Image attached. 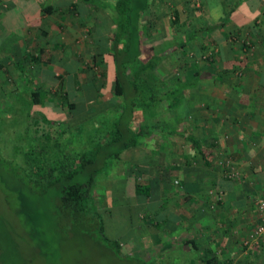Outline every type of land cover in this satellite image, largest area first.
Wrapping results in <instances>:
<instances>
[{"label": "crops", "instance_id": "1", "mask_svg": "<svg viewBox=\"0 0 264 264\" xmlns=\"http://www.w3.org/2000/svg\"><path fill=\"white\" fill-rule=\"evenodd\" d=\"M32 2L41 0H0V22L21 23L18 35L44 24L49 12L26 24L23 10ZM191 2L146 0L140 48L170 39L161 61L174 55L191 67L183 66L181 77L169 75L161 61L155 67L160 89H176L181 98L172 93L157 101L161 110L145 115L139 143L112 161L98 179L108 189L98 193L111 205L140 207L129 239L138 237L141 246L131 249L157 245V264H264V243L244 242L258 221L254 198L264 196V0ZM56 5L51 14L65 15L66 4ZM167 25L172 30L161 37ZM190 48L206 53L205 60L190 59ZM111 86L107 80L99 87V100L112 96ZM136 111L135 129L144 118ZM230 165L239 176L226 175ZM137 181L148 194L137 192Z\"/></svg>", "mask_w": 264, "mask_h": 264}, {"label": "trees", "instance_id": "2", "mask_svg": "<svg viewBox=\"0 0 264 264\" xmlns=\"http://www.w3.org/2000/svg\"><path fill=\"white\" fill-rule=\"evenodd\" d=\"M109 1L41 0L40 3L32 2L30 6L24 4V18L29 20L26 24L38 23L44 13L53 12L56 3L66 4V11L77 18L84 19L86 15H90L94 20L100 19L101 26L92 25L89 29L93 44V48L89 49L92 52L91 68L94 74L79 77L82 66H79L78 59L69 55H61L60 72L49 67L43 69L40 74H35V64L50 63L53 60V46L43 43L34 51L27 48L24 54L14 61V67L19 70L18 76L23 82L22 87L20 90L8 91L9 102L4 105L5 109L0 114V134L7 124L6 119L16 113L28 119L27 125L23 127V135L29 137L27 149L14 151L16 153L13 154L5 153L0 146V161H3L14 175L20 170L24 177L33 181L34 186L39 189L43 190L47 185H51L52 194L57 198L61 211L75 220L83 218L98 225L103 236L107 235L103 232L106 228L105 215L112 214L114 205L108 203L103 193L95 190L99 177L106 174L108 166L121 156L125 148L139 143V135L144 126L148 125L145 115L150 117L161 110L157 105L159 99L172 93L176 95L173 96L176 102L181 98L176 89L161 90L163 80L154 73L155 67L163 58L159 52L170 47L173 41L165 39L157 45L140 48L139 16L146 7V0H114L113 7ZM6 8L10 11L11 6ZM1 21L0 42L10 33H21V23L17 25L4 19ZM180 44L183 46L185 40ZM54 45L61 48L64 43ZM107 80L112 82V96L101 101L98 99L101 97L99 87L104 86ZM118 96L121 101L115 99ZM58 98V105L45 107L47 113L40 108L35 109L39 117L48 123L56 120V113L64 112L60 115L61 119L56 120L60 123L59 129H56L54 134L46 133L45 139L40 140L38 145L41 146V151L36 150L38 137L31 134L30 126L33 108L43 102L49 105ZM96 99L98 100L94 101ZM176 102L173 104L171 101L170 105H173L169 108H176ZM138 108L144 118L135 129L131 119ZM65 114L66 118L63 119ZM38 115L34 116V122ZM97 126L101 127L100 131H97ZM67 129H73L70 131L77 138L74 143L78 145L70 152H65L56 138L57 133ZM9 132L10 130H7L3 137ZM3 141L2 143L5 142ZM17 147L21 148L18 145ZM39 161L44 164H38ZM135 186L137 192L148 194L147 188L140 182L137 181ZM127 207L133 210L129 214V227H132L140 207ZM127 237L130 238L131 234ZM120 239L117 235L108 240V246L117 256L134 258L141 264H157V245L151 244L137 251H126L121 246ZM188 240L190 239H184Z\"/></svg>", "mask_w": 264, "mask_h": 264}, {"label": "rangeland", "instance_id": "3", "mask_svg": "<svg viewBox=\"0 0 264 264\" xmlns=\"http://www.w3.org/2000/svg\"><path fill=\"white\" fill-rule=\"evenodd\" d=\"M191 1L193 6L201 4V0ZM60 12L56 10L52 14L48 13L47 22H43L44 24L29 26L28 29L25 28L24 34L12 33L0 42V114L5 109L4 105L9 102L8 91L20 90L22 87L23 82L18 76L19 70L14 67V61L24 54L26 48L34 51L43 43L53 46V60L50 63L35 64V74H40L43 69L49 67L60 72L61 55H69L79 60V66L83 69L79 71V77L94 74L91 68L92 52L89 48H93V44L89 29L92 25L101 26L100 19L94 20L90 15L81 19L68 11L61 16ZM168 29L172 30L168 25L161 28V37ZM145 38L147 41H152L153 37L149 35ZM60 42L64 43V46L55 47L54 44ZM193 50L190 48L187 52L190 59L195 57L197 61L205 60L206 53L196 55ZM170 54L171 51L167 55ZM178 62L174 55H170L160 63L169 70V75L180 76L181 68L189 67L190 62L183 61L180 62L181 64ZM49 86L50 84L47 85ZM58 101L59 98L49 105L43 102L33 108L30 126L31 134L38 137L36 150L41 151V146L38 145L40 140L45 139L46 133L54 134L55 130L59 129L60 123L56 120H60V115L64 112L56 113V120L48 123L39 117L35 109L40 108L45 112L46 106L48 108L58 105ZM4 114L7 115L6 112ZM35 115H38L36 122H34ZM62 118H66V114ZM27 120L22 114L16 113L6 119L7 124L0 134L2 151L13 154L16 153L14 151L27 149L29 137L23 135V127L27 125ZM7 130L10 132L3 137ZM70 130H62L56 135L65 152L73 151L78 147L74 143L77 138ZM35 143L36 141L34 145ZM17 145L21 148L18 149ZM38 164L44 163L39 161ZM12 172L7 169L3 161H0V264H141L134 258L117 256L108 246L109 238H115L117 235L121 238V246L126 251L133 250L131 249L133 246H141L138 237L132 240L127 237L129 234L132 235L131 231L134 229V226L129 227V214L133 210L127 205L114 204L112 214L105 215L106 228L103 232L107 235L103 236L98 225L83 218L75 220L61 211L57 198L52 194L51 185H47L42 190L34 186L33 181L25 178L20 170L15 175ZM96 187L97 192L101 190L106 193L108 189L103 182Z\"/></svg>", "mask_w": 264, "mask_h": 264}, {"label": "built area", "instance_id": "4", "mask_svg": "<svg viewBox=\"0 0 264 264\" xmlns=\"http://www.w3.org/2000/svg\"><path fill=\"white\" fill-rule=\"evenodd\" d=\"M228 161L229 160L227 159V164ZM239 174L240 171L233 165H230V168L226 170V175L230 178L237 177ZM254 203L258 211V221L244 240L245 244L247 245H260L264 243V196L256 195L254 198Z\"/></svg>", "mask_w": 264, "mask_h": 264}]
</instances>
